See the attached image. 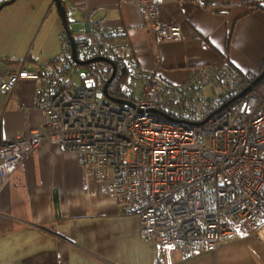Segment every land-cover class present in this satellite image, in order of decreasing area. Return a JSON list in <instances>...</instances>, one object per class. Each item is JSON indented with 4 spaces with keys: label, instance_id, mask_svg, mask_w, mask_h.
I'll use <instances>...</instances> for the list:
<instances>
[{
    "label": "built area",
    "instance_id": "1",
    "mask_svg": "<svg viewBox=\"0 0 264 264\" xmlns=\"http://www.w3.org/2000/svg\"><path fill=\"white\" fill-rule=\"evenodd\" d=\"M59 1L68 27L81 26L83 38L74 39L77 61L63 31L52 67L0 70V94L7 99L19 83L34 82L33 107L44 115L26 133L0 136V190L28 155L49 142L75 153L87 215L105 196L136 216L139 240L158 243L157 264H171L176 249L182 256L216 251L240 228L264 243V79L220 109L253 76L224 62L193 71L187 83L167 85L156 72L141 70L123 28L106 29L94 19L102 8L74 18L72 0ZM122 1L138 7L156 47L180 40V27L157 19L163 0ZM94 58L118 63L107 94L127 104L113 103L103 91L113 73L108 63L80 64ZM206 83L220 91L217 98L201 95ZM151 110L190 123L209 118L186 125Z\"/></svg>",
    "mask_w": 264,
    "mask_h": 264
},
{
    "label": "crops",
    "instance_id": "2",
    "mask_svg": "<svg viewBox=\"0 0 264 264\" xmlns=\"http://www.w3.org/2000/svg\"><path fill=\"white\" fill-rule=\"evenodd\" d=\"M6 0H0V3ZM74 18L98 7L94 19L106 29L123 28L138 66L167 85H182L201 68L227 62L257 76L264 66V0H163L157 19L181 29L180 40L159 48L144 28L138 7L122 0H72ZM52 0H14L0 10V70L52 67L63 32ZM76 40V39H75ZM36 83L21 82L6 99L0 94V136L26 133L44 122L33 107ZM216 91L217 96L214 95ZM218 91V92H217ZM220 91L202 86L205 99ZM17 107L22 111L14 113ZM75 153L43 142L0 190V264H157L158 243L141 241L137 218L105 196L88 216ZM56 196L59 218L53 211ZM171 264H264V243L240 228L216 251L182 256Z\"/></svg>",
    "mask_w": 264,
    "mask_h": 264
},
{
    "label": "water",
    "instance_id": "3",
    "mask_svg": "<svg viewBox=\"0 0 264 264\" xmlns=\"http://www.w3.org/2000/svg\"><path fill=\"white\" fill-rule=\"evenodd\" d=\"M13 1L14 0H11L9 2L4 1L3 3H1L0 4V10L4 6L10 4ZM52 1H53L54 5H55L57 14H58L59 19H60V23H61L62 28H63V31L65 33V36H66L67 40L69 41L70 48H71V56H72V59L75 60V61H77L76 53H75V40L73 38V35H72V32H71L70 28L67 25V21H66V17H65V12H64V7H63L62 3L59 0H52ZM92 62H105V63H108L113 68V73L110 76V78L108 79L106 85L104 86L103 91L106 94V97L109 100H111L113 103H115V104H127V102H125L124 100L112 98V97H110L107 94V86L110 83V81L112 80V78L114 77V73L116 71L115 63L112 62V61H110V60L103 59V58H94V59H91L89 61H85V62L80 63V64L81 65H87V64L92 63ZM263 79H264V66H263L262 70L260 71V73L253 79V81L249 85H247L238 95H236L235 97H233L226 104L222 105L220 107V109H222L223 107H225L228 104H232L235 101L241 99L251 88H253L257 84H259ZM151 113L154 114V115H156V116H159V117H161V118H163V119H165L167 121H170V122H180V123H184L186 125H195V126L203 125L208 120V118H209V117H207L204 121H201L199 123H190L188 121H183V120L177 121V120L173 119L172 117H170L169 115L164 114V113H162V112H160L158 110H151Z\"/></svg>",
    "mask_w": 264,
    "mask_h": 264
},
{
    "label": "rangeland",
    "instance_id": "4",
    "mask_svg": "<svg viewBox=\"0 0 264 264\" xmlns=\"http://www.w3.org/2000/svg\"><path fill=\"white\" fill-rule=\"evenodd\" d=\"M70 30L73 33L74 39L80 40L83 38L80 25H72ZM84 72H85L84 67H78V73L79 74H83ZM214 95L217 96L216 91H214Z\"/></svg>",
    "mask_w": 264,
    "mask_h": 264
},
{
    "label": "trees",
    "instance_id": "5",
    "mask_svg": "<svg viewBox=\"0 0 264 264\" xmlns=\"http://www.w3.org/2000/svg\"><path fill=\"white\" fill-rule=\"evenodd\" d=\"M11 0H6V2H9ZM4 2V1H3ZM1 2V3H3ZM0 3V4H1ZM116 70H117V75L120 73V68L118 66V63H116ZM256 76H253V79L255 78ZM229 100H226L224 101L223 103H221L222 105L226 104V102H228ZM221 106V105H220ZM53 211H54V216L55 218H59L60 219V215H59V208H58V201H57V198L56 196L54 195L53 196Z\"/></svg>",
    "mask_w": 264,
    "mask_h": 264
}]
</instances>
